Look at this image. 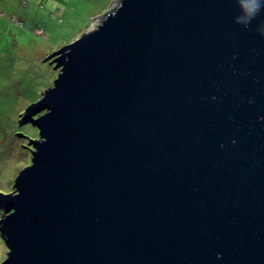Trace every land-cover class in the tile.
<instances>
[{
	"label": "water",
	"instance_id": "obj_1",
	"mask_svg": "<svg viewBox=\"0 0 264 264\" xmlns=\"http://www.w3.org/2000/svg\"><path fill=\"white\" fill-rule=\"evenodd\" d=\"M116 2L20 119L2 264H264V10Z\"/></svg>",
	"mask_w": 264,
	"mask_h": 264
},
{
	"label": "rangeland",
	"instance_id": "obj_2",
	"mask_svg": "<svg viewBox=\"0 0 264 264\" xmlns=\"http://www.w3.org/2000/svg\"><path fill=\"white\" fill-rule=\"evenodd\" d=\"M116 3V0H27L24 4V0H0V194L11 193L16 175L30 165V140L38 139V130L29 123H20V119L57 77L58 71L47 58L73 41L67 42L66 30L71 15L62 17L63 10L68 7V14H73V9L81 10L84 4L91 11L102 13L91 20L90 27L83 32L86 33ZM94 5L105 6L101 12ZM61 18L63 22L59 21ZM4 244L0 233V264L7 251Z\"/></svg>",
	"mask_w": 264,
	"mask_h": 264
},
{
	"label": "crops",
	"instance_id": "obj_3",
	"mask_svg": "<svg viewBox=\"0 0 264 264\" xmlns=\"http://www.w3.org/2000/svg\"><path fill=\"white\" fill-rule=\"evenodd\" d=\"M85 2V1H83ZM27 3V0H25V4ZM110 5V4H109ZM92 6V5H91ZM105 6V5H104ZM104 6H101L99 5V7H97L96 5H94L93 7L94 8H100L101 9V12L103 10V7ZM41 7H43L41 5ZM109 6H107V9H108ZM70 8L66 7L63 12H62V17H67L68 18V15H71L69 18H70V22L67 23V31H69L68 35H67V42H70L72 40H74L75 38H77L78 36H80L83 32L87 31L88 28L90 27V22L91 20L99 15V14H102V13H95L94 11H91V8L89 9L88 7L85 8L84 4L82 5L81 7V10H76V9H73L72 10V13L73 14H68V10ZM2 14V13H0ZM61 20V21H60ZM60 22H63L62 21V18L59 19ZM29 23V22H28ZM31 24V23H30ZM33 25V24H32ZM23 26V24H22Z\"/></svg>",
	"mask_w": 264,
	"mask_h": 264
},
{
	"label": "clouds",
	"instance_id": "obj_4",
	"mask_svg": "<svg viewBox=\"0 0 264 264\" xmlns=\"http://www.w3.org/2000/svg\"><path fill=\"white\" fill-rule=\"evenodd\" d=\"M238 14L234 23L248 27L250 23L264 10V0H233ZM264 23V22H262ZM264 35V32H262Z\"/></svg>",
	"mask_w": 264,
	"mask_h": 264
},
{
	"label": "built area",
	"instance_id": "obj_5",
	"mask_svg": "<svg viewBox=\"0 0 264 264\" xmlns=\"http://www.w3.org/2000/svg\"><path fill=\"white\" fill-rule=\"evenodd\" d=\"M24 4H25V0H24ZM39 32H40V33H42V31H41V30H39Z\"/></svg>",
	"mask_w": 264,
	"mask_h": 264
}]
</instances>
